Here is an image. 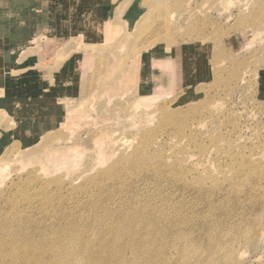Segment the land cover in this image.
Here are the masks:
<instances>
[{
	"label": "rangeland",
	"instance_id": "obj_1",
	"mask_svg": "<svg viewBox=\"0 0 264 264\" xmlns=\"http://www.w3.org/2000/svg\"><path fill=\"white\" fill-rule=\"evenodd\" d=\"M139 3L0 0L5 264H264V0Z\"/></svg>",
	"mask_w": 264,
	"mask_h": 264
},
{
	"label": "bare ground",
	"instance_id": "obj_2",
	"mask_svg": "<svg viewBox=\"0 0 264 264\" xmlns=\"http://www.w3.org/2000/svg\"><path fill=\"white\" fill-rule=\"evenodd\" d=\"M93 25V26H92ZM91 26H92V28H89V29H95V27H94V24H92ZM74 30H78V28L76 27ZM109 31H110V29H109ZM31 41H32V38L30 39ZM13 43V42H12ZM17 43V42H16ZM24 43H26V42H24ZM57 42H54L53 43V45L54 44H56ZM47 44H48V41H47ZM11 48V47H10ZM14 50V49H13ZM12 50V51H13ZM17 54V53H16ZM5 59V58H4ZM155 65H157V64H155ZM155 67V66H154ZM15 82V81H14ZM13 85V84H12ZM106 211V210H105ZM128 211V210H127ZM139 211V210H138ZM145 211V210H144ZM143 212V211H142ZM145 213V212H144ZM106 214V213H105ZM115 214V213H114ZM132 214V213H131ZM138 214V213H137ZM147 214V213H146ZM102 217H104V216H102ZM73 218V217H72ZM124 218V217H123ZM128 218V217H127ZM126 218V219H127ZM131 218V217H130ZM119 219V218H118ZM148 219V218H147ZM150 219V218H149ZM133 220V219H132ZM131 220V221H132ZM5 221V220H4ZM73 221V220H72ZM79 221V220H78ZM104 221V220H103ZM84 222V221H83ZM108 222V221H107ZM116 222V221H115ZM133 222V221H132ZM69 223V222H68ZM74 223V222H73ZM137 223V222H136ZM136 223H135V226H136ZM76 224V223H75ZM84 224V223H83ZM65 225V224H64ZM70 225H72V224H70ZM79 225V224H78ZM98 225H100V224H98ZM114 225H115V223H114ZM66 226V225H65ZM126 226H127V224H126ZM133 226V225H132ZM2 227V226H1ZM17 227V226H16ZM69 227V226H68ZM81 227V226H80ZM99 227V226H98ZM123 227V226H122ZM129 227V226H128ZM134 227V226H133ZM142 227V226H141ZM91 228H92V226H91ZM140 228V227H139ZM146 228V227H145ZM9 229V228H8ZM71 229V228H70ZM119 229V228H118ZM138 229V228H137ZM147 229V228H146ZM5 231V230H4ZM75 231H76V229H75ZM145 231V230H144ZM19 232V231H18ZM22 232V231H21ZM80 232V231H79ZM103 232V231H102ZM5 233V232H4ZM70 235H75L73 232H71L70 233ZM59 236V235H58ZM132 236V235H131ZM2 237V239L3 240H0V242L2 241H5V242H8V241H12V240H14L16 243H21L22 242V239L21 238H19V235H16V234H13V235H2L1 236ZM60 237V236H59ZM76 237V236H75ZM142 237V236H141ZM152 237V236H151ZM132 238V237H131ZM149 238V237H148ZM27 239V238H26ZM58 239V238H57ZM151 239V238H150ZM61 240V239H60ZM138 240V239H137ZM23 241H26V242H23V243H25L26 245H30V242H29V240L27 239V240H23ZM103 241V240H102ZM131 241V240H130ZM140 242V241H139ZM4 243V242H3ZM52 243V245L50 246L51 247V250L56 254V255H58L59 253H57V250H56V246H55V243L52 241L51 242ZM130 243V242H129ZM5 244V243H4ZM87 243L85 242V241H83L82 242V244L81 245H79V246H81V248H79V249H77V252L75 251V253H74V256L73 257H87V253H86V247L88 246H85L84 247V245H86ZM89 244V243H88ZM136 245V244H135ZM134 245V246H135ZM93 246V245H92ZM130 246V245H129ZM26 248V247H25ZM122 249H123V247H122ZM91 250V249H90ZM125 250H126V248H125ZM119 251V250H118ZM20 254H22V251H20V248H14V250L12 249V248H3V249H0V258H2L1 259V261H0V264H5V260L3 259V258H6V260H7V258L8 257H10V256H16V255H18L19 253ZM136 252V251H135ZM29 253H30V251H29V249H27V251L26 252H24V254L23 255H25V256H27V255H29ZM97 253H99V250H98V252ZM103 253V252H102ZM91 254V253H90ZM98 255V254H97ZM61 256V255H60ZM82 257V258H83ZM96 257V253H93V254H91L88 258L89 259H94ZM100 258V257H99ZM78 260V259H77ZM121 260V259H120ZM103 261V260H102ZM105 261V260H104ZM61 264H64V263H61Z\"/></svg>",
	"mask_w": 264,
	"mask_h": 264
},
{
	"label": "crops",
	"instance_id": "obj_3",
	"mask_svg": "<svg viewBox=\"0 0 264 264\" xmlns=\"http://www.w3.org/2000/svg\"><path fill=\"white\" fill-rule=\"evenodd\" d=\"M138 1V3H139V0H137ZM140 4V3H139ZM60 25H62V26H60L59 28H57V30L54 32L55 34H58V36H57V39L55 40L56 42L58 41V39H66L67 37H69L68 36V29L70 28V25L68 26V23L66 24H60ZM108 25L111 27L110 28V31H112V26L108 23ZM105 27H107V23H105V25H104ZM83 28V29H85V26L83 25V24H81V23H76L75 24V26H74V28ZM70 29H73V27L72 28H70ZM82 29V30H83ZM99 31H101L102 30V28H101V26H99ZM101 29V30H100ZM81 30V31H82ZM48 31H50V29L48 28V26H45L44 27V29H42L41 28V30L40 31H37L36 30V32H35V34L33 33V38H32V44H34V43H36L37 42V39H39L40 37H44V36H46V33H48ZM90 31H94V30H90ZM83 32V31H82ZM103 32H104V37H107L108 36V33H105V30H103ZM66 34V35H65ZM78 34V33H77ZM80 34V33H79ZM83 34L81 33L80 34V36H82ZM53 38H51V37H49L46 41H48V44H46V45H43V48H45V51H46V53L45 54H48V53H50V52H52V48H53V46L55 45H53L52 44V40Z\"/></svg>",
	"mask_w": 264,
	"mask_h": 264
}]
</instances>
